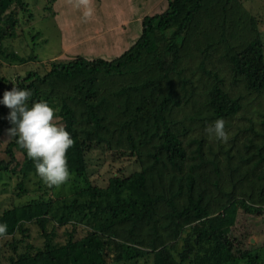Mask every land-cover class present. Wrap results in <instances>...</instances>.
<instances>
[{"label": "trees", "instance_id": "1", "mask_svg": "<svg viewBox=\"0 0 264 264\" xmlns=\"http://www.w3.org/2000/svg\"><path fill=\"white\" fill-rule=\"evenodd\" d=\"M14 1L0 0V56L24 64L32 58L4 49L17 34ZM142 18L140 35L119 54L77 53L44 74L16 77L31 89L30 105L43 100L55 109L74 144L66 153L70 179L58 191L53 185L0 215L3 235L14 234L0 264H264V245L248 247L232 232L239 209L264 214L259 19L237 0H168L166 10ZM12 87L0 76V97ZM9 112L0 104V134L13 126ZM218 118L227 140L207 131ZM17 139L0 175L16 174L21 191L38 176L44 189ZM97 148L131 156L139 169L94 184L88 153ZM31 223L42 230L41 245L26 241ZM67 223L66 239L56 240ZM78 225L86 233L75 238Z\"/></svg>", "mask_w": 264, "mask_h": 264}, {"label": "rangeland", "instance_id": "2", "mask_svg": "<svg viewBox=\"0 0 264 264\" xmlns=\"http://www.w3.org/2000/svg\"><path fill=\"white\" fill-rule=\"evenodd\" d=\"M243 6L250 10L253 15L259 19V27L264 37V0H237ZM16 17L15 37L6 38L4 49L7 52L15 51L19 55L32 58L24 64H11L9 60L0 56V76H6L12 80L13 77L25 76L30 71H37L40 74L46 73L52 62L59 60L63 54V59L72 58L63 52L64 39L70 38L69 42L77 47L79 52L92 51L96 55L114 56L122 52L131 41L135 40L140 32L139 24L142 16L145 14H155L166 10L168 0H24L19 2L15 0L11 6ZM91 9V15L85 13ZM61 15V18L59 15ZM64 16V17H62ZM63 20H69L74 33L62 35ZM66 30L68 27L65 28ZM92 31V38L85 37L86 31ZM85 31V34H82ZM85 38H82V35ZM81 35L79 43L75 40ZM75 39L74 41H72ZM133 42V41H132ZM89 48L90 50H88ZM74 51V50H70ZM63 52V53H62ZM35 58H33V56ZM54 122L62 124L58 118ZM258 125V128H261ZM14 137H8L7 130L0 134V160L7 159L6 147ZM246 145H250L251 139L246 138ZM260 142V139H255ZM231 144L226 143L223 148L230 149ZM238 153H244L245 146L242 143L237 144ZM248 149V148H247ZM233 150V149H232ZM231 150V151H232ZM19 158L21 153L17 152ZM88 167L90 178L94 184L106 185L113 174H129L139 169L138 163L131 156L119 157L115 151L97 148L88 153ZM11 175V176H10ZM38 176L32 175L27 178L25 186L27 191H21L17 188L20 178L16 174L2 173L0 175V215L4 210L19 206L33 201L38 197V192L45 190L51 191L53 185L43 181L44 189L39 190L36 180ZM61 186V185H60ZM59 186H56L58 191ZM22 192L21 195L18 192ZM55 192V191H54ZM53 213V212H52ZM238 217L233 225L232 232L245 241L249 247L250 244L258 247L264 245V214H252L245 212L244 209L237 211ZM68 224V225H67ZM57 227L56 240L64 241L66 239L65 230L71 229V223ZM31 237L26 241H32L35 245H41L45 239L42 230L36 224H29ZM75 238L83 236L86 233L85 227L78 225ZM12 235L6 234L0 236V260L7 262L6 257L12 252L11 245L7 241L12 240ZM21 234H16L19 237ZM263 247V246H262ZM137 264H144L143 260Z\"/></svg>", "mask_w": 264, "mask_h": 264}, {"label": "clouds", "instance_id": "3", "mask_svg": "<svg viewBox=\"0 0 264 264\" xmlns=\"http://www.w3.org/2000/svg\"><path fill=\"white\" fill-rule=\"evenodd\" d=\"M91 15V9L85 13ZM11 82V90H5L0 104L7 106L10 112L7 119L13 125L7 129L8 137H17L20 146L26 149L32 158L37 174L49 185L60 186L70 179L67 163V150L74 144L70 133L62 124L54 122L55 109L47 101H33L31 89L20 88ZM222 140H227L225 121L218 118L207 129ZM7 225L0 223V235L5 234Z\"/></svg>", "mask_w": 264, "mask_h": 264}, {"label": "crops", "instance_id": "4", "mask_svg": "<svg viewBox=\"0 0 264 264\" xmlns=\"http://www.w3.org/2000/svg\"><path fill=\"white\" fill-rule=\"evenodd\" d=\"M58 15H59V13H58ZM145 15H147V14H145ZM145 15H143L142 17H144ZM59 17L61 18V15H59ZM62 17H64V16H62ZM143 19V18H142ZM62 21V20H61ZM141 21L142 20H140V23H138L139 25V28L141 27ZM72 25V23H70V21L68 20H63L62 21V26L64 27V30H62V35L63 34H65V31H67V34H65L66 36H68V34H70V33H74V30H72V27L73 26H71ZM66 27H68V29L66 30L65 28ZM87 33L85 34V31L82 33V34H85V37H87V36H89V37H91L92 38V31L91 30H88V31H86ZM140 33H141V30H140V32H139V34L137 35V37L140 35ZM81 34V35H82ZM81 35L80 36H78L77 37V39L75 40V39H73L72 41H76V42H80V41H78L79 39H81ZM84 37V35H82V38H85ZM65 37H64V35H63V52L65 53V54H68V55H73V54H77V53H79V54H84V55H86V56H89V57H95V56H104V55H101V54H99V55H96V54H94L92 51H90V53H89V51H84V52H79L78 51V49H77V47H75L74 45H72L73 44V42H69V40H71L70 38H66V39H64ZM125 41H131V43H132V41H134V40H129L127 37L124 39ZM130 43V44H131ZM129 44V45H130ZM128 45V46H129ZM127 46V47H128ZM126 47V48H127ZM126 48H124V50L126 49ZM88 50H90L89 48H87ZM70 50H74L73 52L72 51H70ZM62 52V53H63ZM123 52V51H122ZM119 53H121V52H119ZM118 53V54H119ZM63 57H65L63 54H61L60 56H59V59H63Z\"/></svg>", "mask_w": 264, "mask_h": 264}]
</instances>
